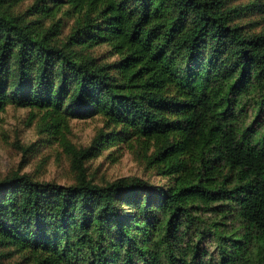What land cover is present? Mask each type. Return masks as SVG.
Masks as SVG:
<instances>
[{
  "label": "trees",
  "instance_id": "trees-1",
  "mask_svg": "<svg viewBox=\"0 0 264 264\" xmlns=\"http://www.w3.org/2000/svg\"><path fill=\"white\" fill-rule=\"evenodd\" d=\"M20 1L0 0V113L29 108L74 180L0 177V264H264V0ZM122 146L166 181H94Z\"/></svg>",
  "mask_w": 264,
  "mask_h": 264
},
{
  "label": "rangeland",
  "instance_id": "rangeland-1",
  "mask_svg": "<svg viewBox=\"0 0 264 264\" xmlns=\"http://www.w3.org/2000/svg\"><path fill=\"white\" fill-rule=\"evenodd\" d=\"M34 1L21 0L11 9L22 12ZM57 17L61 18V32L64 35L68 32L74 17L67 18L63 11L58 12ZM45 21L48 23L50 19ZM105 47L98 46L95 52H104ZM113 58L111 57L110 60ZM30 117L29 108L15 107L11 104H7L0 113V177L12 170H20L29 173L37 180L55 181L61 184L73 183L74 173L70 168L69 155L56 140L49 138L46 133H39L37 122ZM69 125L68 139L76 147H84L102 127V122L98 115H89L73 117ZM112 149H104L99 156L85 162L88 174L94 181H111L121 176H135L157 184L166 181L134 150L122 146L109 154Z\"/></svg>",
  "mask_w": 264,
  "mask_h": 264
}]
</instances>
